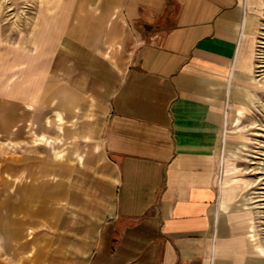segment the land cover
<instances>
[{
	"label": "crops",
	"instance_id": "crops-1",
	"mask_svg": "<svg viewBox=\"0 0 264 264\" xmlns=\"http://www.w3.org/2000/svg\"><path fill=\"white\" fill-rule=\"evenodd\" d=\"M36 4L57 33L36 37L46 52L0 44V136H47L70 161L38 264H264L258 229L236 189L231 214L217 169L233 147L229 120L258 129L264 109L254 0Z\"/></svg>",
	"mask_w": 264,
	"mask_h": 264
},
{
	"label": "rangeland",
	"instance_id": "rangeland-1",
	"mask_svg": "<svg viewBox=\"0 0 264 264\" xmlns=\"http://www.w3.org/2000/svg\"><path fill=\"white\" fill-rule=\"evenodd\" d=\"M40 1L0 0L2 46L17 42L18 47L47 51L45 46L52 41L47 38L57 33L58 25L39 22L36 12L40 9L35 6ZM249 27L255 64L264 74V0H254ZM42 35L46 45H36V37ZM258 111V129L249 130L248 124L254 121L245 116L227 123V141L233 147H227L225 155L223 149L219 151L217 169L221 164L224 171L221 168V179L217 176L221 197L225 195L231 203V214L235 189L241 195V207L258 229L259 253L264 257V109ZM242 127V146L235 147V135H240L236 131ZM42 142L50 143V139L35 135L34 142L15 145L0 136V264H38L63 206L70 161L57 160Z\"/></svg>",
	"mask_w": 264,
	"mask_h": 264
},
{
	"label": "bare ground",
	"instance_id": "bare-ground-1",
	"mask_svg": "<svg viewBox=\"0 0 264 264\" xmlns=\"http://www.w3.org/2000/svg\"><path fill=\"white\" fill-rule=\"evenodd\" d=\"M264 173V172H263ZM253 183V182H252ZM255 185V184H254Z\"/></svg>",
	"mask_w": 264,
	"mask_h": 264
}]
</instances>
